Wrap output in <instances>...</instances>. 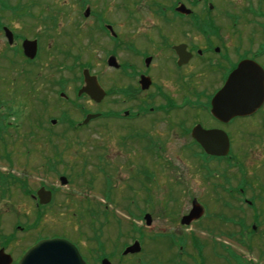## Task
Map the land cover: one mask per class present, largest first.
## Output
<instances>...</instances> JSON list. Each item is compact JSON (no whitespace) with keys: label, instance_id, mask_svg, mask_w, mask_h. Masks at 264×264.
Returning a JSON list of instances; mask_svg holds the SVG:
<instances>
[{"label":"flooded vegetation","instance_id":"af4514ba","mask_svg":"<svg viewBox=\"0 0 264 264\" xmlns=\"http://www.w3.org/2000/svg\"><path fill=\"white\" fill-rule=\"evenodd\" d=\"M150 4L151 31L141 34L145 35L141 41L143 44L138 41L141 36L139 33L127 35L124 24L126 20L123 19L122 24L118 23L116 29L114 24L116 22L113 20L103 21L101 14H93L94 21L86 31L87 49L92 53L97 49V53L106 54L104 71L114 74L113 76L117 78L116 89L112 87L113 89L107 90L103 87L102 74L105 73L95 71L93 62L81 65L74 63L75 61L68 65L66 61L49 63L50 58L46 56L49 49L44 47L46 38L56 40L57 56L60 57L63 53L66 58L79 59L70 51H61L60 41L63 38V36L59 38L61 17L55 5L45 6V13L36 16L24 12L25 4H20L19 1L15 4L12 0H0V81L10 86L24 82L30 93L28 96L33 101V109L42 113L38 112L41 117L38 115L37 120L33 122L34 128L30 133L33 136L29 137V141L36 135L43 141L38 149L40 158L38 166L42 172L36 177L43 179L37 180L38 185L34 187L27 180L31 178L29 175L17 177L23 178L22 181L14 180L20 186L18 194L21 209L24 213L30 212L36 216L35 224L30 229L26 226H16L14 232L20 231L29 239L30 232L37 230L39 222L46 216L61 215L63 210H69L72 206L73 203L69 199L71 194L64 193L65 201L60 204L57 201L60 199L59 193L62 188L68 186L66 178H83V175L66 177L58 172L57 166L63 162L64 151L79 146V143L73 142L74 135L88 129L92 130L107 121H115L129 131L124 140L121 138L123 149L144 141L146 142L144 144L155 152L157 146L161 150L165 148L153 135L156 132L157 121L159 118L163 121L170 119L175 124L166 127L167 133L174 135V132L177 134L179 131L181 138L191 140L190 143L182 145V150L187 152L190 148H196L199 163L201 160L213 161V167L223 163V167L229 169L228 176L224 177L217 188L219 191L214 192L217 205L215 209L218 210L220 207L225 209V216L220 221L225 232L222 239H215L214 242H221L222 246H225L238 236L240 239L235 240L237 247L245 246L248 254L247 257L241 256L229 249L231 264H264V0H150ZM27 8H33V5ZM90 11L88 9V15L83 14L82 17L88 19ZM128 20L134 25L139 22L136 16H129ZM37 25L41 34L37 31L31 35ZM74 25V32H71L73 35L66 34L68 37L66 40L71 44L73 42L70 38L79 36L81 32L78 23ZM24 42H28L32 50L30 52L34 53L31 59L24 53ZM239 66L244 70L256 72L255 84L251 78L247 82L244 77L243 84L240 85L241 89L246 90H248L246 83L254 85V88L250 89V95L256 109L248 116H236L220 121L212 115V100L222 89L229 75L238 71ZM61 67L66 70L65 76L60 75ZM84 71L89 77L94 78L97 86L104 92L100 102H95L85 93L77 94L85 85ZM235 79L237 82V78ZM67 86L71 87L72 91L69 89L67 91ZM112 97H115L113 103L124 106V109L119 112L102 111L99 106ZM2 100L0 104H3ZM12 100L15 102H4L6 108L0 114V136L5 134L10 137L15 134L16 137L14 130L16 127H12L13 122L7 119L11 118L13 121L15 116L20 114L21 117L24 114L23 105L17 107V100L14 98ZM80 100H84L83 105L78 103ZM18 101L30 103L25 99ZM127 104L130 106L126 107ZM55 109L59 110L56 118L45 116ZM188 110L193 113L192 117L202 116L203 120L194 121L189 125L191 116L186 114ZM90 116L92 117L85 122ZM145 121H149V127L138 126L139 122ZM244 123H249L248 127L244 128ZM196 127H200L203 132H219L218 149L225 148L223 151L226 150V155L207 154L203 145L192 136V131ZM21 128L20 126L17 130ZM146 128L150 130L144 134L143 130ZM0 141L4 142L2 138ZM160 154L152 155L154 162ZM191 157L196 162V157ZM162 168L173 173L172 166ZM202 168L199 164L198 170ZM11 178L16 177L12 175ZM61 178L66 180L64 185L60 182ZM88 178L90 186H95V178L92 175ZM100 186L102 187V184ZM40 190L49 196L47 203H41L38 195ZM8 194V191H2L0 201L7 198ZM194 202L196 200L192 199L185 215L189 213ZM201 205L204 214L199 219L192 221L188 226H183L181 217L180 228L175 225L170 231L174 241L169 242L168 249L175 255L168 264H204L201 254L203 242L194 235L185 237L175 234L176 230L193 227L204 233L206 227L203 220L208 218L211 221L216 214L211 219L206 208ZM134 209L136 211L134 222H141L145 215L157 212L153 203L151 208L149 206V211L142 212L137 206ZM90 230L94 234L93 225ZM136 233L140 232L136 230ZM14 236L15 233L9 234L0 244V251L10 258V264H18L40 241L63 238L58 234L51 236L36 234L32 242L15 255L16 250L8 246ZM131 239L121 250L112 253L111 248L106 247L110 242L106 241L103 243L101 254L96 252V255L93 247L94 242H98L95 239H87L84 242L67 239L73 249L47 246L42 249L43 255L38 257L64 256L65 264H100L103 258L110 264H141L142 247L138 253H124L126 248L136 241L141 246V240ZM185 243L192 253H183ZM175 244L181 247L176 249ZM62 251H65V254H62ZM74 251L75 260L68 259Z\"/></svg>","mask_w":264,"mask_h":264},{"label":"rangeland","instance_id":"374dc122","mask_svg":"<svg viewBox=\"0 0 264 264\" xmlns=\"http://www.w3.org/2000/svg\"><path fill=\"white\" fill-rule=\"evenodd\" d=\"M15 4H25L27 14L36 16L43 15L47 5H55L60 12V30L59 38L61 51L67 50L72 52L79 59L66 58L63 53L57 56L55 41L46 38L44 39V47L49 49L46 54L50 58L49 63L65 62L66 65L72 62L81 64L94 63L93 68L101 74L105 70L104 58L105 55L97 53V49L92 53L87 49V29L93 20V14H101L103 21H114L116 29L118 23L126 20L125 29L127 35L149 33L150 22V0H12ZM33 5V8H27ZM89 8L90 17L84 19L82 17L84 10ZM129 16H136L139 19L137 24L129 22ZM78 23L79 36H72L68 42L67 33L74 32V24ZM130 23V27H129ZM115 29V30H116ZM131 32H129V31ZM40 33L38 25L35 32ZM65 33V34H64ZM41 34V33H40ZM72 34V33H71ZM73 35V34H72ZM145 35H141L139 42L143 40ZM143 44V42H141ZM77 69V68H76ZM103 87L107 90L116 89L117 78L114 74L104 71ZM66 75V70L61 67L60 75ZM4 81H0V114L6 108L5 101L9 103L17 100V107L23 105L24 114L20 117L15 116L13 121L8 118L7 121L13 122L15 134L10 137L1 134L0 138V173L16 178L22 175H29L27 178L31 186L38 185L36 178L37 174H41L39 164V144L43 143L42 139L36 135L32 140V129L34 128V120H37L40 110L33 109V101L29 98L28 88L24 82H17V86H10ZM67 86V91H72V88ZM12 94V95H11ZM25 97V98H23ZM25 99L28 102L18 101ZM115 97L110 98L102 103L99 107L102 111L112 110L119 112L124 109V106L113 103ZM1 101V102H2ZM80 105L84 104V100L78 101ZM86 104V103H85ZM12 106V104H11ZM86 106H88L86 104ZM127 104L126 107H129ZM66 109V108H64ZM20 110V108H15ZM67 110V109H66ZM2 111V112H1ZM41 113V112H40ZM42 114V113H41ZM186 114H193L188 110ZM59 115V110L55 109L47 113V117L56 118ZM76 116V115H74ZM78 116V115H77ZM41 117V116H40ZM190 117L188 124L194 121L203 120L202 116L198 118ZM43 118V117H42ZM41 118V119H42ZM44 120V119H43ZM170 120V119H169ZM163 121L159 118L157 121L156 132L153 133L156 141L165 148L154 150L150 149L146 142L135 143L133 146L122 148L121 138L128 136L129 131L115 121H107L92 130H85L77 135H74L73 142L79 143V146H74L71 149L64 151L61 164L58 167V172L62 175L74 176L75 174L83 175V178H66L68 186L62 188L57 201L61 204L64 202V193L71 194L70 202L73 203L69 210H63L61 215H48L42 222H39L37 230L30 232V237L18 232L14 228L16 226H26L33 228L35 215L33 213H24L21 209V200L19 199L18 191L19 184L11 183V180L22 181L23 178H0V193L8 191V197L2 198L0 201V244L11 233H15L14 239L9 241V247L15 249V255L29 245L36 236H51L58 234L65 240L84 242L87 239H95L94 255L101 254L103 243L109 241L106 247L113 251L121 250V248L131 240H141L142 256L141 264H168V261L173 260L174 252L169 248V242L174 241L170 233L172 228L179 225V219L183 217L190 208V202L195 199L197 203L203 204L206 208L207 215L213 217V220L205 218L203 224L206 229L202 234L197 227L185 228L176 230L175 234L188 237L194 235L196 239L203 242L201 254L204 264H231V253L234 251L238 255L247 257V248L239 245L237 247L235 240L240 239L236 236L230 243L222 246L221 242H214L215 239H222L225 229L220 224L225 209L219 208L216 210L215 191L220 187V182L228 176L229 169L223 167V163H218L213 167V161L201 160L197 157L198 151L196 148H190L185 152L182 150V145L190 143L189 138H181L180 132L174 135L167 133L166 127L174 125L172 120ZM32 121V124H31ZM149 121L139 122L138 126L149 127ZM169 123V124H168ZM249 123H244L243 127H248ZM21 130H17L18 127ZM251 126V125H250ZM150 128L143 130L144 134L148 133ZM35 133V132H34ZM40 134V133H39ZM15 137V138H14ZM14 138V139H12ZM154 139H152V142ZM29 143V144H28ZM239 143L240 140H239ZM4 144V145H3ZM162 152V153H161ZM160 154L157 161H153L152 155ZM191 156L196 157V162ZM155 158V157H154ZM154 162V163H153ZM11 163V164H10ZM172 166L173 173H169L162 166ZM201 165L202 170H198V165ZM176 170V172H174ZM95 178V186H90L88 176ZM181 177V178H177ZM202 177V178H201ZM52 180L53 178H49ZM104 181V184H103ZM58 183V182H57ZM12 184V185H11ZM59 184V183H58ZM102 184V187L100 186ZM6 186V187H5ZM5 187V188H4ZM154 204V209L157 212H151L152 225L146 228L144 221H135V207L143 211H149ZM151 210V209H150ZM216 210V211H215ZM89 211V213H86ZM13 213V214H11ZM231 213V212H230ZM206 215V216H207ZM133 220V221H132ZM175 220V222H174ZM175 223V224H174ZM172 224H174L172 226ZM94 227V234L91 233V226ZM16 229V228H15ZM188 229V230H186ZM138 230L140 233H136ZM235 232V230H232ZM238 232V231H236ZM131 233V234H129ZM153 233V235H150ZM157 233V234H156ZM128 234V235H127ZM140 234V235H139ZM127 237L125 238V236ZM186 241L188 239H185ZM223 241V240H222ZM217 244H220L217 245ZM178 247H181L178 244ZM222 246V247H221ZM118 247V248H117ZM184 254L192 253L187 243L184 246ZM249 256V255H248ZM251 257V256H249Z\"/></svg>","mask_w":264,"mask_h":264},{"label":"water","instance_id":"95a60500","mask_svg":"<svg viewBox=\"0 0 264 264\" xmlns=\"http://www.w3.org/2000/svg\"><path fill=\"white\" fill-rule=\"evenodd\" d=\"M88 15V10L85 12V16ZM23 49L25 55L29 57L30 59L33 58L34 53L30 52L32 51L31 48L28 45V42H24ZM112 62V60L109 62V64ZM245 65H243L244 67ZM250 73H252V79L253 83L256 82V72H252L250 70H244L241 67H239L237 72H234L232 75H230L226 85L223 87V89L217 93V95L214 97L212 101V115L220 120V121H226L230 119L231 117H244L251 114L256 108L253 106V102L251 101V95H250V89L254 88V85L248 87V90L241 89V84H243V78L248 80L250 79ZM258 75V74H257ZM236 76V77H235ZM84 77V88H82L79 93L77 94H87L91 97V99L95 100V102H100L104 96V92L97 86L96 81L94 78L89 77L86 71L83 73ZM238 78L237 82L236 79ZM237 87V90H236ZM247 87V86H246ZM87 117L85 122H87L90 118ZM94 117V116H93ZM218 134L219 132H203L200 127H196L192 131V136L194 140H196L198 143L203 145V148L207 154L215 155V156H224L226 155V150L223 151L221 149H218ZM224 143V139H223ZM60 182L62 185L66 183L65 178H61ZM43 190H40L38 195L41 198V203H47L49 201V196L42 193ZM202 209L199 205L194 204L190 213L183 217L181 220L182 225H189L192 223V221L197 220L202 215ZM144 220L146 222L145 225L149 226L151 225V218L147 215L144 217ZM62 247L73 249L71 245L66 243L62 240H53V241H44L37 244L33 249L27 253L18 264H65L66 263V257L62 256H55L51 255L49 257H38V255H43L42 249L47 247ZM139 252V245L137 243L134 244V246L128 248L124 253H138ZM62 254H65V251H62ZM74 253L69 255L68 259H74ZM10 258L8 256H5L2 251H0V264H10ZM101 264H109L107 260H102Z\"/></svg>","mask_w":264,"mask_h":264},{"label":"trees","instance_id":"16d2710c","mask_svg":"<svg viewBox=\"0 0 264 264\" xmlns=\"http://www.w3.org/2000/svg\"><path fill=\"white\" fill-rule=\"evenodd\" d=\"M12 176L9 174L8 177H6V175H3L0 173V178H11Z\"/></svg>","mask_w":264,"mask_h":264},{"label":"bare ground","instance_id":"6f19581e","mask_svg":"<svg viewBox=\"0 0 264 264\" xmlns=\"http://www.w3.org/2000/svg\"><path fill=\"white\" fill-rule=\"evenodd\" d=\"M244 82H245V81H244ZM245 83H246V82H245ZM246 86H247V87H250L249 83H248V84L246 83Z\"/></svg>","mask_w":264,"mask_h":264}]
</instances>
